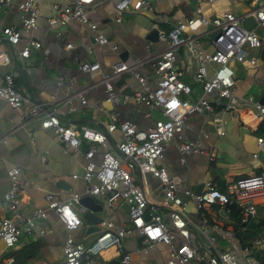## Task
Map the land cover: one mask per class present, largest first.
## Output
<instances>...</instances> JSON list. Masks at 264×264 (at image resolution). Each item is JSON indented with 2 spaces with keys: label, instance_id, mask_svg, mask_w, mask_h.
I'll return each mask as SVG.
<instances>
[{
  "label": "crops",
  "instance_id": "0c3cea01",
  "mask_svg": "<svg viewBox=\"0 0 264 264\" xmlns=\"http://www.w3.org/2000/svg\"><path fill=\"white\" fill-rule=\"evenodd\" d=\"M20 1L12 0L10 6L0 8V30L13 28L22 39L13 47L0 34V52L10 56V63L0 66V84L5 74H12L15 88L25 99L22 107L14 110L0 98V219L12 216L11 212L6 211L2 196L8 189L7 169L17 167L21 186L17 205L19 224L33 216L36 209H45L48 195L61 201L70 199L73 194L82 195L86 188L81 177L87 163L85 154L95 146L91 161L98 164L105 151L102 146L86 141H81L76 151L66 149L52 130L41 128L40 121L29 116L33 106H39L42 112L55 109L65 127H87L103 132L109 122V113L114 111L118 121H130L138 129H147L155 120L163 118L161 109L138 104L132 99L125 103H108L103 80L109 78L113 92L120 97L142 91L136 74L145 79L150 89H154L158 77L153 64L167 47L166 42L158 39L156 32L167 33L174 25L193 18L196 6L200 7L204 17L212 20L222 18L225 14L241 17L251 12L256 4L252 0H145L152 11L139 9L122 13L121 21L118 22V13L111 0H95L84 8L88 23L95 26L91 30L88 24L77 21H70L66 25L49 24V20L56 18L70 3L64 0H34L39 9L36 28L26 31L22 28L17 8ZM156 15L162 19L157 20ZM249 16L240 22L242 28ZM251 29H256L258 35L264 36V29L255 28V24ZM209 33L205 27H199L196 31L186 30V42L175 52V66L182 73L181 80L191 88L189 95L181 96L188 101L198 100L202 96L201 83L195 78L198 65L196 53H214L213 39ZM97 35L103 36L107 43L98 44L94 40ZM30 40L39 42L40 47H30L28 57L20 61L18 52ZM263 48L249 50L244 47L248 52L247 58L242 62H230L234 71L236 97L250 95L260 102L264 94ZM250 58L255 59L254 64L249 62ZM81 62L97 63L99 69L82 72L79 70ZM120 65H125L129 70L111 78L113 68ZM24 67L29 71L26 72ZM205 67L207 78H211L217 66L207 62ZM58 80H61L59 84ZM81 98L85 99V104L81 103ZM260 103L264 105V100ZM239 116L231 118L223 111L188 116L183 124L182 139L200 142L203 152L182 156L177 150L178 140L172 139L165 147L163 158L158 161V166L165 168L168 175L175 177L182 186L178 194L186 205L189 225L197 232V237H190L193 243L199 244L205 239L199 231L205 222L210 229L209 234L215 235L212 227L234 233V221L231 215L218 206L208 207L202 216L183 190L200 191L204 183L210 181L217 189L224 191L227 184L258 174L261 170L262 161L253 159L252 154L256 151V138L264 135V121L261 123L262 129L259 125H242L241 119L244 122L254 121L252 107L241 110ZM214 118L226 120L223 136L216 133ZM120 140L121 134L116 130L109 138L108 148H115ZM133 179L150 201L156 202L163 198L164 190L159 180L150 173L135 172ZM93 199L99 209L92 214L101 221L96 225L85 221L83 217L89 210L83 207L84 211L78 213L81 226L72 232V237L84 246L92 244L105 229L102 223H111L112 231L128 225L126 203H119L113 208L101 197ZM257 208V215L250 223L259 216V210H262L260 216L264 215V201H260ZM161 213L168 220L166 211L161 210ZM40 230L45 231L44 235H39ZM66 236L64 225L52 210H48L46 219L36 221L34 234L21 235L7 255L13 259V264H62V246ZM260 237L263 244L258 251L264 259V230ZM256 238H243L244 241L236 238V241L239 245H252ZM215 243L214 247L220 250L226 245L220 237H216ZM145 245L138 234H131L123 241L124 250L135 264L166 262V246L156 244L144 251ZM2 249L3 244L0 242ZM119 257L116 248L111 246L91 259L94 264H118Z\"/></svg>",
  "mask_w": 264,
  "mask_h": 264
},
{
  "label": "built area",
  "instance_id": "2783aa9c",
  "mask_svg": "<svg viewBox=\"0 0 264 264\" xmlns=\"http://www.w3.org/2000/svg\"><path fill=\"white\" fill-rule=\"evenodd\" d=\"M70 3L56 18L49 20V24L66 25L70 21H77L88 24L91 30L94 25L88 23L85 6L95 0H64ZM211 2L213 0H207ZM256 2L254 9L241 17L234 14H225L222 18L209 20L201 14L199 6L195 8V15L186 22L174 25L167 33H158V39L167 43L166 50L154 62L153 68L158 77L156 87L150 89L143 77L136 74L135 77L142 87L141 92L130 95L117 96L109 78L103 80L106 102L116 104L133 100L138 104L148 107H159L163 118L155 120L147 129H138L130 121H118L114 111L109 113V122L103 132L87 127L75 129L65 127L61 124L59 113L53 109L42 112L39 106L35 105L29 111L32 119L40 121L43 129L52 130L66 149L76 151L81 141L97 144L105 148L100 162L95 164L91 161L95 146H92L85 154L87 161L82 180L86 188L82 195L73 194L66 201L56 200L53 196L46 197L47 207L36 209L33 216L26 218L21 224L18 223L19 215L17 205L21 186L19 181L20 170L17 167H10L6 171L8 189L2 196V202L11 217L0 219V242L3 249L0 250V264H13V259L7 254L16 246L21 235H33L37 220H44L47 211L52 210L64 225L67 236L64 239L62 251V264H94L92 257L99 254L105 248L115 247L120 257L118 264H135L131 256L123 248L124 239L131 234L140 235L144 243V251L152 249L156 244L167 247V260L164 264H258L255 257L259 252L263 240L257 237L251 247H242L236 241L234 233L212 227L215 235H210V229L205 226L200 228V233L205 239L202 243L190 241L191 235L197 237L193 226L189 225L186 216V205L178 192L182 186L175 178L168 175L165 168L158 166V161L163 158L166 145L177 139L178 152L184 156L194 153H202L200 142H187L182 139V130L185 119L194 114H215L219 111L226 112L229 117L239 118L241 110L252 107L254 109V121L244 122L245 127H257L264 121V105L248 95L238 98L234 94V71L230 66L232 60L242 62L247 58L249 50L261 49L264 46V36L257 34L256 29L246 30L240 22L246 16H253L255 28L264 29V0H252ZM12 0H0V8L11 5ZM118 16L116 21L120 22L122 13L145 9L152 11V8L145 0H111ZM20 12L23 30L36 28L39 9L34 0H21L17 4ZM157 20L161 16L156 15ZM212 26V30L208 27ZM199 27L207 28L208 32L218 31L215 38H212L214 53L203 55L197 51V69L195 78L201 83L202 96L198 100L188 101L182 95H189L191 88L181 80V71L175 66L176 49L186 42L184 32L186 30L196 31ZM1 38L10 46H16L22 41L20 33L13 28H2ZM94 40L98 44H106L103 36L97 35ZM30 47L39 48L40 43L30 40L25 43L22 50L18 52L20 61L29 55ZM70 47V45H68ZM214 63L217 68L213 71L211 78H207L205 64ZM251 64L255 63L250 58ZM10 56L0 52V66L8 65ZM25 71L29 69L24 67ZM99 69L97 63L81 62L79 70L82 72H95ZM125 65L115 66L111 78L123 71H127ZM61 80H58V84ZM0 98L6 104L19 110L24 104V97L15 88L12 74H5L0 84ZM81 103L85 104L84 98ZM71 109V107H70ZM72 110V109H71ZM216 133L220 136L225 134L224 125L226 120L214 118ZM119 130L121 140L115 148L109 149V138ZM253 159L261 160V170L258 174L239 178L226 185L224 191L217 189L212 182H205L201 192L184 189L183 193L191 199L196 209L204 216L208 207L218 206L226 214L230 215L229 206L236 205L241 210V223L247 224L257 215V207L260 201H264V135L256 138V151L252 154ZM150 173L159 180L164 190L163 198L160 201H150L143 191L137 186L133 174ZM76 178V176H73ZM83 196L101 197L109 207H116L119 203L128 205V225L112 231L111 223H102L105 229L98 235L95 241L89 246H84L72 237V232L81 226V219L78 215L84 208L79 202ZM161 210L166 211L168 220H165ZM208 226V225H207ZM45 231L40 230L39 235ZM216 237H220L226 245L222 250L216 249ZM219 247V246H218Z\"/></svg>",
  "mask_w": 264,
  "mask_h": 264
},
{
  "label": "trees",
  "instance_id": "16d2710c",
  "mask_svg": "<svg viewBox=\"0 0 264 264\" xmlns=\"http://www.w3.org/2000/svg\"><path fill=\"white\" fill-rule=\"evenodd\" d=\"M262 125L259 127L262 129ZM220 191H222V189H220ZM230 209V215L233 219V231H234V235L236 236L238 241H244L245 238L248 237H260L261 233L264 230V215L260 214L262 213V210H259V216L253 220L251 223H247V224H242L241 223V210L238 206L236 205H231L229 206ZM244 230H242V228H244ZM244 238V239H243ZM242 244V243H241ZM242 247H251V244H242ZM260 252H257L255 257L258 261V264H264V259H262L260 257Z\"/></svg>",
  "mask_w": 264,
  "mask_h": 264
},
{
  "label": "water",
  "instance_id": "95a60500",
  "mask_svg": "<svg viewBox=\"0 0 264 264\" xmlns=\"http://www.w3.org/2000/svg\"><path fill=\"white\" fill-rule=\"evenodd\" d=\"M254 24H255V20H254L253 16H249L244 21V28L246 30H250L254 26ZM212 29H213L212 26L208 27V30H212ZM217 33H218V31H212L209 33V36L212 38H215ZM156 35H158L157 32H156ZM262 52L264 53V48H263ZM263 100H264V94H263L260 102H262ZM199 192H201V190L200 191L198 190L195 193H199ZM79 204L81 207H84L85 209L89 210V212L86 213L83 217V219L85 221L89 222L91 225H96L101 221L98 218L96 219L95 216H93V214H92L93 212H96L97 209H99V206L96 204L93 197L84 196L80 199Z\"/></svg>",
  "mask_w": 264,
  "mask_h": 264
}]
</instances>
